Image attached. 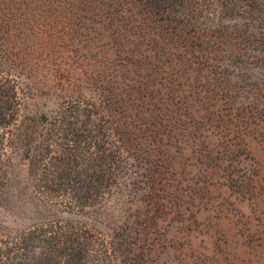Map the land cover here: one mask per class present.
<instances>
[{
  "label": "trees",
  "instance_id": "16d2710c",
  "mask_svg": "<svg viewBox=\"0 0 264 264\" xmlns=\"http://www.w3.org/2000/svg\"><path fill=\"white\" fill-rule=\"evenodd\" d=\"M25 82L57 106L31 109ZM247 140L264 145V0H0V264H159Z\"/></svg>",
  "mask_w": 264,
  "mask_h": 264
},
{
  "label": "rangeland",
  "instance_id": "374dc122",
  "mask_svg": "<svg viewBox=\"0 0 264 264\" xmlns=\"http://www.w3.org/2000/svg\"><path fill=\"white\" fill-rule=\"evenodd\" d=\"M19 93L28 97L34 111H51L58 104V100L34 91L27 82L21 83ZM249 149L253 162L241 156L244 151L239 148L227 154L236 161L229 168L235 175V183L231 184L225 181L229 175L226 174L229 164L225 163L228 158L220 152L219 159L223 161L220 169L209 173L208 183L196 185L206 190L200 193L195 204L188 205L184 219L178 217L169 224L172 228L168 227L167 247L159 264H264V182H259L255 190L251 183L244 184L249 182L246 175L250 170L259 173L258 162L264 157V145L249 141ZM190 163L191 159L184 162V168ZM15 170V186L22 190L28 182L27 168L18 166ZM255 193L257 199L251 202L249 199ZM121 208L124 217L134 212V207L125 199L121 201Z\"/></svg>",
  "mask_w": 264,
  "mask_h": 264
}]
</instances>
